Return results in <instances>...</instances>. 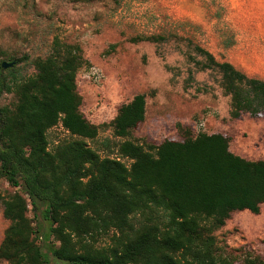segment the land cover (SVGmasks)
I'll use <instances>...</instances> for the list:
<instances>
[{"label": "trees", "instance_id": "1", "mask_svg": "<svg viewBox=\"0 0 264 264\" xmlns=\"http://www.w3.org/2000/svg\"><path fill=\"white\" fill-rule=\"evenodd\" d=\"M225 46L231 48L233 43ZM195 51L204 59L196 63L201 71L220 74L233 120L264 113V81L249 78L230 63L217 62L200 47ZM13 61L20 64L24 59ZM86 65L79 45L55 38L50 56L35 61L34 77L20 80L15 68L0 67V101L9 94L16 98L13 107L0 105V180L21 191L8 198L0 195L4 218L10 222L0 260L237 264L219 246L215 233L234 213L261 214L264 160L233 154L227 136L193 137L181 125L177 130L183 133L182 141L165 140L155 146L131 140L146 119L145 95L121 106L110 124L93 125L81 111L77 85L78 73ZM58 126L70 140L50 151L48 133ZM104 128L124 140L115 148L130 166L88 146ZM103 146L111 149L110 140ZM30 208L33 218L28 216ZM111 230V246L95 249L92 242ZM240 264H264V260L246 254Z\"/></svg>", "mask_w": 264, "mask_h": 264}, {"label": "rangeland", "instance_id": "2", "mask_svg": "<svg viewBox=\"0 0 264 264\" xmlns=\"http://www.w3.org/2000/svg\"><path fill=\"white\" fill-rule=\"evenodd\" d=\"M55 38L83 49L87 65L77 85L81 111L93 125L110 124L121 106L145 95L146 119L131 140L155 146L182 141L181 125L193 137L227 136L233 154L264 160V113L233 120L220 74L201 71L196 63L204 59L195 51L200 47L217 62L264 81V0H0V64L24 59L15 67L20 80L36 75L35 61L50 56ZM228 41L231 48L225 46ZM15 103L13 94L0 101L3 107ZM48 140L52 151L70 135L58 126ZM106 140L111 149L103 146ZM123 141L104 128L97 141L87 143L102 157L130 166L115 148ZM15 193L21 191L0 180V195ZM3 211L0 202V246L10 226ZM28 216L33 218L32 211ZM113 234L97 237L93 247L107 250ZM215 236L237 264L246 254L264 260V206L259 216L232 214Z\"/></svg>", "mask_w": 264, "mask_h": 264}, {"label": "water", "instance_id": "3", "mask_svg": "<svg viewBox=\"0 0 264 264\" xmlns=\"http://www.w3.org/2000/svg\"><path fill=\"white\" fill-rule=\"evenodd\" d=\"M17 66V62L16 61H13L11 63H7V62H3L0 67L1 69H3L4 71H7V70H10V69H13Z\"/></svg>", "mask_w": 264, "mask_h": 264}, {"label": "built area", "instance_id": "4", "mask_svg": "<svg viewBox=\"0 0 264 264\" xmlns=\"http://www.w3.org/2000/svg\"><path fill=\"white\" fill-rule=\"evenodd\" d=\"M205 124L204 123H201L200 125H199V128H205ZM198 130V129H197Z\"/></svg>", "mask_w": 264, "mask_h": 264}]
</instances>
